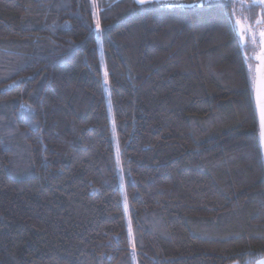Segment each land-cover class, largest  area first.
Here are the masks:
<instances>
[{
  "label": "trees",
  "instance_id": "trees-1",
  "mask_svg": "<svg viewBox=\"0 0 264 264\" xmlns=\"http://www.w3.org/2000/svg\"><path fill=\"white\" fill-rule=\"evenodd\" d=\"M233 11L0 0V264L264 259L260 47Z\"/></svg>",
  "mask_w": 264,
  "mask_h": 264
},
{
  "label": "snow or ice",
  "instance_id": "snow-or-ice-1",
  "mask_svg": "<svg viewBox=\"0 0 264 264\" xmlns=\"http://www.w3.org/2000/svg\"><path fill=\"white\" fill-rule=\"evenodd\" d=\"M135 3L138 5H146L153 3V0H135ZM204 3H221L225 6V8L231 5L234 11L232 13H229L228 19L234 33L237 34L238 39L242 38L246 41L248 38H251L254 41L258 40L260 43V53L255 57L258 62L257 67L255 69V72L253 73L252 65L251 63H249V73L252 80V88L255 93L256 106L260 114V137L261 140L264 141V30H261L259 31V33H257L255 28L251 26L250 22L249 25L245 27L243 23V17H241L240 19H235L237 15L235 12V9L237 8V0H201V4ZM253 6L261 8L260 19L256 21V27L258 28L261 24H264V0H252V4L247 6L243 4L239 5L241 9L247 7L249 10ZM96 27L97 30H99V22H97ZM245 33H250V37L246 36ZM105 83H107V73H105ZM129 234L131 235V228L129 229ZM258 264H264V261H260L258 262Z\"/></svg>",
  "mask_w": 264,
  "mask_h": 264
},
{
  "label": "water",
  "instance_id": "water-1",
  "mask_svg": "<svg viewBox=\"0 0 264 264\" xmlns=\"http://www.w3.org/2000/svg\"><path fill=\"white\" fill-rule=\"evenodd\" d=\"M241 40H243V39L241 38ZM243 43H244V40H243ZM257 64H258V62H257ZM253 97H254V106H255V111H256L257 121H258V126H259V138H260L261 151H262V156H263V161H264V141H262L261 137H260V114H259V111H258L257 106H256V98H255L254 91H253Z\"/></svg>",
  "mask_w": 264,
  "mask_h": 264
},
{
  "label": "rangeland",
  "instance_id": "rangeland-1",
  "mask_svg": "<svg viewBox=\"0 0 264 264\" xmlns=\"http://www.w3.org/2000/svg\"><path fill=\"white\" fill-rule=\"evenodd\" d=\"M153 1H167V2H172V1H176V2H183V1H185V0H153ZM201 1V0H200ZM253 45H254V47L256 48V49H258L259 47H260V45H259V42H258V40H256V41H254L253 40ZM255 69L256 68H253V73L255 72ZM260 261H264V259H262V260H260ZM260 261H258V262H260ZM258 262L256 263V264H258ZM234 264H236V263H234Z\"/></svg>",
  "mask_w": 264,
  "mask_h": 264
},
{
  "label": "bare ground",
  "instance_id": "bare-ground-1",
  "mask_svg": "<svg viewBox=\"0 0 264 264\" xmlns=\"http://www.w3.org/2000/svg\"><path fill=\"white\" fill-rule=\"evenodd\" d=\"M263 165H264V161H263Z\"/></svg>",
  "mask_w": 264,
  "mask_h": 264
}]
</instances>
